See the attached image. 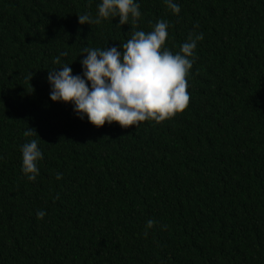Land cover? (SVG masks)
<instances>
[{
  "label": "trees",
  "instance_id": "1",
  "mask_svg": "<svg viewBox=\"0 0 264 264\" xmlns=\"http://www.w3.org/2000/svg\"><path fill=\"white\" fill-rule=\"evenodd\" d=\"M101 2L0 0V264H264V0H135V25L78 22ZM159 20L174 54L203 34L183 113L97 128L50 99L49 71L84 78L83 49L119 51Z\"/></svg>",
  "mask_w": 264,
  "mask_h": 264
},
{
  "label": "clouds",
  "instance_id": "2",
  "mask_svg": "<svg viewBox=\"0 0 264 264\" xmlns=\"http://www.w3.org/2000/svg\"><path fill=\"white\" fill-rule=\"evenodd\" d=\"M166 3L173 14L179 13L178 4L172 0ZM139 8L135 0H102L95 19L87 14L78 15V22L99 25L102 20L119 16V26L128 24L130 17L135 25L141 16ZM168 27L167 21L159 20L150 32L136 30L119 51L116 46L103 50L83 49L87 54L81 60L84 78L72 75L68 64L59 71H49L50 99L71 102L81 119L86 115L97 128L113 122L122 128L149 120L159 124L183 113L190 102L187 77L193 66L197 42L203 40V34L190 33L179 52L174 54L165 47ZM54 63L60 64L59 56ZM32 75L29 73V81ZM37 135L34 128L24 132L25 137ZM21 152L22 172L28 180L34 181L39 174L37 162L42 159L37 140L23 144ZM61 175L58 173L56 178L60 179ZM45 214L38 211L36 215L42 219ZM154 225L155 221L150 219L146 228ZM144 235H148L147 231Z\"/></svg>",
  "mask_w": 264,
  "mask_h": 264
}]
</instances>
